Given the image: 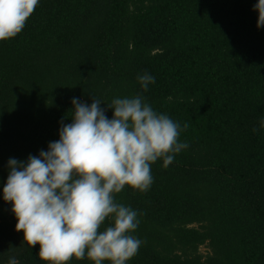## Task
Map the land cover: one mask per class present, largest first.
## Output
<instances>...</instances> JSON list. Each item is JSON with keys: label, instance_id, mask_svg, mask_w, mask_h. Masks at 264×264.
Returning <instances> with one entry per match:
<instances>
[{"label": "trees", "instance_id": "16d2710c", "mask_svg": "<svg viewBox=\"0 0 264 264\" xmlns=\"http://www.w3.org/2000/svg\"><path fill=\"white\" fill-rule=\"evenodd\" d=\"M256 2L40 0L22 31L0 41V264L11 256L46 264L2 198L9 158L57 141L74 97L107 108L136 95L187 123L179 141L189 146L166 168L162 159L151 165L149 190L115 194L140 214L133 235L142 244L128 264H264V128L252 131L264 118ZM144 73L155 77L147 91L137 80Z\"/></svg>", "mask_w": 264, "mask_h": 264}, {"label": "clouds", "instance_id": "9594fccd", "mask_svg": "<svg viewBox=\"0 0 264 264\" xmlns=\"http://www.w3.org/2000/svg\"><path fill=\"white\" fill-rule=\"evenodd\" d=\"M39 2L0 0V41L20 33ZM253 11L257 29L264 28V0H257ZM137 80L144 91L155 83L148 73ZM71 104V122H60L59 139L47 150L26 160L9 158L2 198L11 204L15 230L23 232L27 245H39L38 260L68 264L74 257L92 264H128L142 244L133 235L140 214L117 203L115 194L125 186L149 190L151 165L162 159L166 168L188 148L179 137L189 125L158 113L141 95L115 98L107 108L94 98L88 104L74 97ZM261 128L264 118L252 131ZM106 220L109 225L101 230ZM7 264L19 262L11 256Z\"/></svg>", "mask_w": 264, "mask_h": 264}, {"label": "rangeland", "instance_id": "374dc122", "mask_svg": "<svg viewBox=\"0 0 264 264\" xmlns=\"http://www.w3.org/2000/svg\"><path fill=\"white\" fill-rule=\"evenodd\" d=\"M209 247L207 245H204L201 247V252L204 254H207L209 252Z\"/></svg>", "mask_w": 264, "mask_h": 264}]
</instances>
